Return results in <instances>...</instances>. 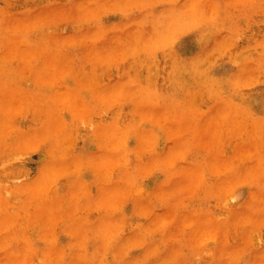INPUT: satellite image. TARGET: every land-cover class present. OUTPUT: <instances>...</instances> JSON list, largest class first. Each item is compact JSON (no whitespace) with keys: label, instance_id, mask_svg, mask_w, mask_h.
Segmentation results:
<instances>
[{"label":"rangeland","instance_id":"1","mask_svg":"<svg viewBox=\"0 0 264 264\" xmlns=\"http://www.w3.org/2000/svg\"><path fill=\"white\" fill-rule=\"evenodd\" d=\"M0 264H264V0H0Z\"/></svg>","mask_w":264,"mask_h":264},{"label":"bare ground","instance_id":"2","mask_svg":"<svg viewBox=\"0 0 264 264\" xmlns=\"http://www.w3.org/2000/svg\"><path fill=\"white\" fill-rule=\"evenodd\" d=\"M155 14H156V12L154 11V12H151V13H147L146 15H144V18H142V19H148V17H154L155 16ZM172 14L173 13H171L170 12V10H168L167 12H165L164 13V16H165V18H167V19H170L171 18V16H172ZM144 21H146V20H144ZM144 24V23H143ZM162 25H166V23H164V24H162ZM195 26H197V24L196 23H194V27ZM184 33V35L185 34H187V31H184L183 32ZM189 33V32H188ZM195 35L197 36V33L195 32ZM186 38H187V35L185 36ZM184 37V38H185ZM186 38L185 39H181L177 44H176V46L173 48V50L172 51H174L173 52V54H172V56L170 57V59L169 60H171V59H173V61L171 62V64H172V66L169 68V65L167 64V67L169 68V69H167V70H165V73H166V76L167 77H171L172 78V80L174 81V85H176L177 87H182V85L183 86H185L186 84H187V82L191 79V77H188L191 73H192V71H193V69H195V67H199V65L201 64L200 63V61H201V58H202V56L203 55H201V56H199V57H195V55H197V50H198V43H199V39H197V43H196V45L195 46H191L190 48H188V47H186L185 49H183L185 46H186ZM184 40V41H183ZM170 44V42L169 43H167L164 47H166L167 48V50L169 49V45ZM195 47V48H194ZM183 49V50H182ZM172 53V52H171ZM50 55H52V54H50ZM49 55V56H50ZM182 79V80H181ZM228 79H225V80H222L221 81V87L223 88V89H225V88H227L228 87V85L226 84V81H227ZM200 81H202V79L200 80ZM203 82V81H202ZM216 83V82H215ZM219 83V82H218ZM231 86V85H230ZM229 86V87H230ZM228 87V88H229ZM238 87V86H237ZM232 88V87H231ZM230 88V89H231ZM235 89V88H234ZM162 92V91H161ZM171 92V91H170ZM230 93V92H229ZM223 95V94H222ZM221 95V93L218 91V93L215 95V96H217L218 98H217V101H219V100H221L222 98H223V96ZM226 96V95H225ZM239 97V96H238ZM237 97V98H238ZM219 98H221V99H219ZM160 101V100H159ZM231 103V102H230ZM237 103V102H236ZM235 103V104H236ZM239 103V102H238ZM232 104V103H231ZM178 105V104H177ZM180 105V104H179ZM238 105V104H237ZM236 105V106H237ZM173 106H176V104H174ZM242 106V105H241ZM240 106V107H241ZM142 111H144L145 110V112H148V113H151V111H153V110H151V106L149 105V104H146V105H144V106H142ZM242 108V107H241ZM173 109H174V112H175V110H176V108H174L173 107ZM153 113V112H152ZM180 113H182V112H180ZM159 114H161V112L159 111ZM237 116V115H236ZM148 118V117H147ZM144 119V118H143ZM146 119V118H145ZM141 120V119H140ZM148 120V119H147ZM174 120H177V122H178V124L179 125H182V124H185V119H182V117L181 118H176V119H174ZM235 121V123L238 125V123H239V121H241V116L240 115H238V118L236 119V120H234ZM175 122V121H174ZM176 123V122H175ZM233 125V124H232ZM176 126H177V124H176ZM234 128V127H233ZM249 155L251 156V157H253V153L252 152H250L249 153Z\"/></svg>","mask_w":264,"mask_h":264}]
</instances>
